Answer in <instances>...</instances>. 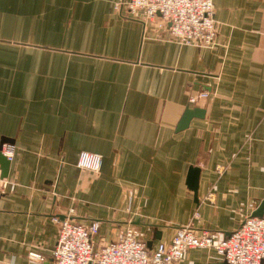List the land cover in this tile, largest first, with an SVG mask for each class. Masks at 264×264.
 Wrapping results in <instances>:
<instances>
[{
	"label": "crops",
	"instance_id": "1",
	"mask_svg": "<svg viewBox=\"0 0 264 264\" xmlns=\"http://www.w3.org/2000/svg\"><path fill=\"white\" fill-rule=\"evenodd\" d=\"M115 1L0 0V144L15 146L0 264H53L66 216L97 222L99 246L131 226L153 249L184 226L227 237L264 200V0H212V48ZM188 107L204 116L177 131ZM82 150L102 156L99 173L76 166ZM223 262L195 247L174 264Z\"/></svg>",
	"mask_w": 264,
	"mask_h": 264
},
{
	"label": "built area",
	"instance_id": "2",
	"mask_svg": "<svg viewBox=\"0 0 264 264\" xmlns=\"http://www.w3.org/2000/svg\"><path fill=\"white\" fill-rule=\"evenodd\" d=\"M114 10L121 14L141 18L165 32L169 39L181 45L212 48L216 45V20L212 0H116ZM207 93L191 96L189 104ZM1 153L11 163L15 146L4 143ZM102 156L82 150L78 153L76 166L91 173H99ZM15 183L2 178L0 169V192L11 191ZM209 197V196H208ZM56 243L51 250L53 264H174L181 260L187 249L202 247L214 250L226 264H264V215L247 216L229 236L220 238L214 231L179 227L170 242H158L148 249L137 237L131 226L120 232L119 238L99 246L95 237L98 223L81 225L71 217L56 219ZM38 260L44 257L31 252Z\"/></svg>",
	"mask_w": 264,
	"mask_h": 264
},
{
	"label": "water",
	"instance_id": "3",
	"mask_svg": "<svg viewBox=\"0 0 264 264\" xmlns=\"http://www.w3.org/2000/svg\"><path fill=\"white\" fill-rule=\"evenodd\" d=\"M204 116V110L194 107V108H186L177 127L176 130H183L188 125L192 118H202ZM10 142V141H8ZM4 141L0 144V169H1V176L2 178H6L8 176L9 168H10V162L5 158V156L1 153V147ZM199 168L190 166L188 169V175H187V185L188 188L193 191L194 194V201L198 202L197 198V192H198V177H199ZM264 215V200L260 202V204L256 207V209L252 212L251 216H258L261 217ZM223 264H226L224 261Z\"/></svg>",
	"mask_w": 264,
	"mask_h": 264
}]
</instances>
